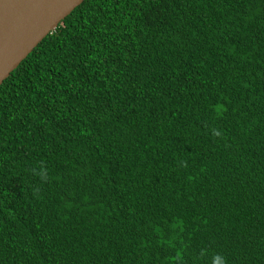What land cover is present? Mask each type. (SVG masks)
<instances>
[{"label":"trees","instance_id":"trees-1","mask_svg":"<svg viewBox=\"0 0 264 264\" xmlns=\"http://www.w3.org/2000/svg\"><path fill=\"white\" fill-rule=\"evenodd\" d=\"M0 264H264V0H85L0 86Z\"/></svg>","mask_w":264,"mask_h":264},{"label":"water","instance_id":"water-1","mask_svg":"<svg viewBox=\"0 0 264 264\" xmlns=\"http://www.w3.org/2000/svg\"><path fill=\"white\" fill-rule=\"evenodd\" d=\"M85 0H0V86Z\"/></svg>","mask_w":264,"mask_h":264}]
</instances>
